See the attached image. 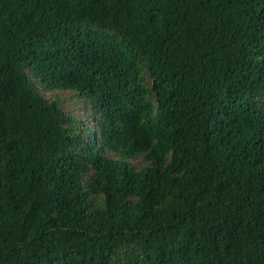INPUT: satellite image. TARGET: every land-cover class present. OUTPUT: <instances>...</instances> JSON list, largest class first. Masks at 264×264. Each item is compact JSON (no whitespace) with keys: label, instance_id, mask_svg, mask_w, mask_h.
I'll return each mask as SVG.
<instances>
[{"label":"trees","instance_id":"16d2710c","mask_svg":"<svg viewBox=\"0 0 264 264\" xmlns=\"http://www.w3.org/2000/svg\"><path fill=\"white\" fill-rule=\"evenodd\" d=\"M0 264H264V0H0Z\"/></svg>","mask_w":264,"mask_h":264}]
</instances>
